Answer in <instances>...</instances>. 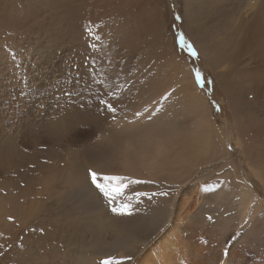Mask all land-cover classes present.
<instances>
[{"label": "rangeland", "instance_id": "obj_1", "mask_svg": "<svg viewBox=\"0 0 264 264\" xmlns=\"http://www.w3.org/2000/svg\"><path fill=\"white\" fill-rule=\"evenodd\" d=\"M64 1L0 0V264H42L45 249L49 256L53 250L76 255L75 264L77 253L91 247L75 199L51 203L45 226L31 221L28 205L34 198L43 204L50 185L92 187L89 170L96 171L84 169L79 156L101 141L130 163L157 151L176 123L186 129L181 138L192 149L197 138L214 137L219 129L232 138L227 149L235 153L242 180H251L235 141L245 121L235 111V99L241 101L238 75H216L200 40L187 29L182 0H119L116 11L101 6L105 0L90 6L86 0H70V6ZM238 3L207 0L211 12H224L227 20L245 13ZM181 32L197 56L180 46ZM139 137L159 139L153 146L146 138L140 146ZM212 165L214 175L221 174V163ZM251 184L264 198L262 185ZM162 193L167 190L146 196L160 201ZM71 210L83 221L75 234L67 225Z\"/></svg>", "mask_w": 264, "mask_h": 264}, {"label": "bare ground", "instance_id": "obj_2", "mask_svg": "<svg viewBox=\"0 0 264 264\" xmlns=\"http://www.w3.org/2000/svg\"><path fill=\"white\" fill-rule=\"evenodd\" d=\"M117 1L105 0L100 5L116 11ZM239 2L245 13L229 20L224 12L212 13L207 0H182L181 9L187 29L200 40L216 75L225 78L228 71L238 75L241 101L235 99V111L245 121L235 141L251 180H242L234 164L235 153L227 149L232 138H225L219 129L214 137L197 138L192 149L181 138L186 129L176 123L172 137L162 139L157 151H145L143 157L137 154L130 163L113 156L101 141L88 153L82 151L79 161L84 169L93 167L97 173L140 181L129 185L125 198H118L131 204L129 214L112 213L107 200L89 182L44 187L43 204L34 198L28 205L31 221L41 220L45 226L51 203L75 199L85 215L83 232L93 239L89 249L77 253L75 264H103L109 258L112 264H264V198L251 184L256 180L264 188V0ZM64 3L71 5L70 0ZM93 3L97 5L86 0L85 5ZM146 138L153 146L159 139ZM145 139L139 137L136 143L143 146ZM217 162L222 172L214 175L212 164ZM135 186L145 195L137 198ZM163 190H167L163 200L146 196ZM82 222L71 210L67 225L73 234ZM98 231L102 232L96 235ZM42 253V264H74L76 256L68 258L54 250L49 256L47 249Z\"/></svg>", "mask_w": 264, "mask_h": 264}, {"label": "snow or ice", "instance_id": "obj_3", "mask_svg": "<svg viewBox=\"0 0 264 264\" xmlns=\"http://www.w3.org/2000/svg\"><path fill=\"white\" fill-rule=\"evenodd\" d=\"M176 19H181V17H176ZM178 41L181 47L187 45L189 54L192 56H197L198 53L192 43L186 38L184 33H179ZM95 47V45H93ZM197 83L204 86V78L199 69L195 72ZM211 83V81H208ZM167 99V96L164 97ZM101 103L107 104L109 111H115V108L112 107L111 104H108L106 101H101ZM139 115V113H138ZM89 176L91 180V184L98 190V193L107 200L108 204L111 206V212L114 214L125 215L130 213L131 204L128 202H121L118 198L123 197L125 194V190L129 187L130 184L140 183V181L130 180L128 177L123 176H113V175H104L98 174L92 170H89ZM116 182V183H114ZM137 198L141 195H145L144 193H135ZM162 195H167V193H162ZM132 199L131 196L126 197L127 201ZM211 219V217H209ZM126 259L131 260L132 257L128 256ZM103 264H112V258L103 262Z\"/></svg>", "mask_w": 264, "mask_h": 264}]
</instances>
